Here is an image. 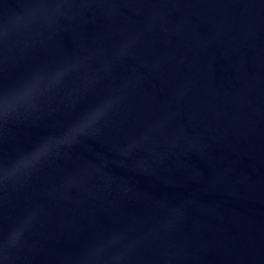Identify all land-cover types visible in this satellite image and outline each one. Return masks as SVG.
Instances as JSON below:
<instances>
[{
    "label": "water",
    "instance_id": "water-1",
    "mask_svg": "<svg viewBox=\"0 0 264 264\" xmlns=\"http://www.w3.org/2000/svg\"><path fill=\"white\" fill-rule=\"evenodd\" d=\"M108 102L0 179V264H264V0H0V177Z\"/></svg>",
    "mask_w": 264,
    "mask_h": 264
},
{
    "label": "clouds",
    "instance_id": "clouds-1",
    "mask_svg": "<svg viewBox=\"0 0 264 264\" xmlns=\"http://www.w3.org/2000/svg\"><path fill=\"white\" fill-rule=\"evenodd\" d=\"M39 84V80H36L31 86L26 88L23 92V97L30 98L39 87ZM110 103L111 102H108L107 105L100 106L95 110L87 113L84 117L81 118L80 121H78L75 125L71 126L67 130L63 138H49L47 141L41 143L26 157L20 158L16 162V165L15 167H13L11 172L5 170L3 176L0 177V179L6 180L9 179L10 176L17 171L33 168L37 164H39L44 157H47L56 147L63 146L65 143L75 142L78 136L83 135L88 128L97 123L100 118L105 115L106 109L108 106H110Z\"/></svg>",
    "mask_w": 264,
    "mask_h": 264
}]
</instances>
